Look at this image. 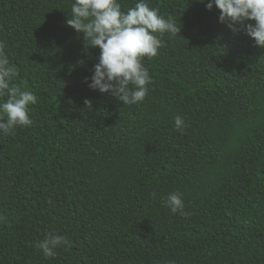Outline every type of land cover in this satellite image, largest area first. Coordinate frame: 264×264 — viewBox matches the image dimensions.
<instances>
[{"label":"trees","instance_id":"obj_1","mask_svg":"<svg viewBox=\"0 0 264 264\" xmlns=\"http://www.w3.org/2000/svg\"><path fill=\"white\" fill-rule=\"evenodd\" d=\"M117 2L181 28L133 106L90 88L101 52L67 27L75 0H0L12 86L37 97L30 128L0 132V264H264V48L212 0ZM49 233L69 244L46 259Z\"/></svg>","mask_w":264,"mask_h":264},{"label":"clouds","instance_id":"obj_2","mask_svg":"<svg viewBox=\"0 0 264 264\" xmlns=\"http://www.w3.org/2000/svg\"><path fill=\"white\" fill-rule=\"evenodd\" d=\"M207 8L209 11L217 8L222 24H228L233 33L243 32L257 47L264 48V0H212ZM67 27L74 29L78 37H84L86 50L99 49L101 52L90 88L101 94L111 93L124 106L142 103L148 95V85L153 83L142 66L143 58L157 57L158 50L164 46V34L175 37L181 32L175 21L171 17H161L158 9L152 10L141 2L125 13L117 0H75ZM155 34H159V38ZM5 48L6 45L0 43V97H8L2 105L6 115L0 116V132L11 135L18 127L32 126L29 106L37 103V97L19 86H12L17 70L10 66ZM85 105L93 110L91 101H85ZM175 125L177 131L185 126L179 116ZM166 207L173 215L191 218L184 210L179 192L167 197ZM68 244L67 237L49 233L36 248L49 259L55 257L56 249Z\"/></svg>","mask_w":264,"mask_h":264}]
</instances>
